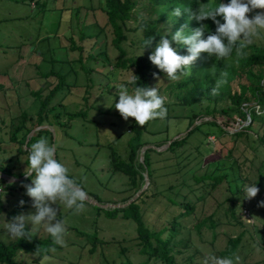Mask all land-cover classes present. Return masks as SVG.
Segmentation results:
<instances>
[{"label": "rangeland", "instance_id": "obj_1", "mask_svg": "<svg viewBox=\"0 0 264 264\" xmlns=\"http://www.w3.org/2000/svg\"><path fill=\"white\" fill-rule=\"evenodd\" d=\"M102 7V0H0V165L7 166L13 173L25 172L26 158L18 154L17 144L10 141V136L18 126L22 112L33 117L32 122L35 120L39 104L30 93L41 90L42 96L48 94L56 79L52 76L43 78L42 75L53 70L63 75L69 85V88L65 86L57 92L49 104V107H57L55 113H60V122L65 124L61 129L50 128L54 134L53 142L57 145L56 158L69 169V175L76 177L89 199L100 205H119L131 194V188L125 175L111 171V156L125 161L128 143L136 140L137 133L140 134V141L146 142L144 146L157 148L155 145L163 139L172 140L192 125L185 129V117L189 115L187 107L167 102L169 89L165 75H158L149 84L164 97L167 116L163 120L156 118L142 126L137 125L131 117L122 119L112 107L118 98L116 85L126 83L132 69L115 67L118 51L112 45V30L105 21ZM256 12H264V9H253L247 15ZM130 27L133 28V25ZM134 40L133 34H129L126 46L131 47ZM248 44L264 46V33ZM137 54L129 51L130 56ZM150 65V71L155 72V66ZM77 112L81 114L67 122L63 113ZM217 120L230 133L249 124V119L239 123L236 117L230 121L224 118ZM217 130L202 126L200 132H194L187 139L182 149L177 151L181 154L175 160L177 167L181 168L178 172L170 168L173 159V162L163 160L167 152L158 153L152 149L156 153L151 152L149 157L155 163L150 162L148 171L157 170L156 186L150 187L151 194L136 204L141 207L143 220L156 229L162 220L176 215L180 211L179 205L186 202L194 204L193 214L179 219L186 230L192 229L200 218L216 213L214 217L220 224L214 230L217 234L214 241L212 231L207 227H202L199 235L192 229L186 236L199 251L194 258L195 264H202L210 252L217 255L223 249L227 235L234 237L246 228L248 231L242 235L236 253L240 257L239 264H264V236L260 237L254 229L263 220L260 207L256 205L259 191L251 199H246L243 193L235 196L238 205H242L236 212V219L242 227L236 226L232 218L223 213L229 206V203L224 204L229 197L228 188L231 193L235 191L236 183L234 179L230 181L231 177L248 179L245 183L255 181L264 152L250 136L234 138ZM206 131L211 132L206 136L207 142L202 135ZM25 147L24 142L23 149ZM196 148L204 154L203 157L198 156ZM145 174L147 176L146 169L143 181ZM203 174L224 175L229 183L226 179L213 189L207 186L209 181L204 182L205 188L192 182L191 175ZM183 180L188 186L180 185ZM260 182L264 184V176ZM7 186L11 185L7 183ZM204 191L209 192L205 200H197ZM20 197L19 192L12 189L4 191L0 201L4 209L0 213V242L5 245L16 240L6 235L4 223L10 220L7 211L18 204ZM171 201H175L176 205H171ZM221 204L224 206L220 209ZM52 206L57 208V219L64 222L67 234L63 244L56 245L55 251L50 252L51 260H42L41 264H109L121 261L124 255L134 257L137 248L135 242L129 240L135 237V227L131 221L120 218L122 213L116 219H108L105 213L98 212L94 205L87 202L79 213L65 209L59 201ZM34 211L28 208L22 214ZM25 231H31L32 235L26 241L49 236L40 225L26 224ZM94 237L98 240L95 248L85 244L84 241L90 242ZM102 241L106 244L100 246ZM120 247L127 249L124 255ZM182 262L178 260V263ZM148 264L161 263L152 260Z\"/></svg>", "mask_w": 264, "mask_h": 264}, {"label": "trees", "instance_id": "obj_2", "mask_svg": "<svg viewBox=\"0 0 264 264\" xmlns=\"http://www.w3.org/2000/svg\"><path fill=\"white\" fill-rule=\"evenodd\" d=\"M222 1L227 0H220V2ZM102 2L103 7L101 11L113 34L112 45L118 51L115 67L123 70L132 69V74L137 77V86L149 87L150 81L153 79L152 73L154 72L150 71L151 65L147 57L152 50V46L158 41L159 36L165 31L170 35L181 25H185L187 30L197 27L198 22L190 18V14L206 5L215 3L216 0H102ZM177 6L188 11L182 10L179 17H171L169 14L172 8ZM199 23L206 25L209 30L214 31V25L211 20L205 19ZM131 25H133V28L130 27ZM129 34H133V38L135 39L130 44L133 47L132 49L126 46ZM149 36L153 38L151 45L145 47L141 55H139L142 42ZM177 47H180V45H177ZM77 48L81 50V47ZM129 51L139 54L130 56ZM178 51L182 55L186 54L182 47L178 48ZM155 72L157 76L164 75L159 70H155ZM51 76L56 79V82L52 85L48 94L42 96L41 90L30 93L39 104L35 120H33L34 123L32 122L33 117H29L25 112H22L19 117L18 126L10 136V141L17 144L18 154L26 158L25 164L27 163V148H30L33 142L40 137H45L49 143H52L54 136L50 128L57 127L61 129L65 126V124L60 122L62 118L60 117V113H55L57 107H49V104L57 92L65 86L69 88V85L65 83L63 75L53 70L42 75L43 78ZM167 80V88L169 89L166 93L169 98L167 102L173 106H182L189 109V115L185 117L187 120L185 129H188L194 122L201 120L200 123L194 125L184 136L172 141L164 150L170 156L167 157L166 155L163 160H171V162H173L172 159L174 160V163L170 165V168L174 169V172L181 170L175 162L181 156L177 151L182 149L187 139L194 132H200L202 126L208 127V129L217 128L219 130L217 132L220 134H230L234 138L250 136L254 142L262 147L264 152V46L246 44L240 49V54H237L234 48L233 53L229 57L219 59L214 56L207 57L204 53H201L189 66V72L186 76L181 75L177 80H170L168 78ZM63 114L67 117V122H69L71 118H75L81 113ZM50 117H52V120H50ZM233 117H236L239 123L246 122L249 119V124L242 126L238 131L230 133L224 124L219 123L217 120L218 118H224L226 121H230ZM41 126H45V128L34 131L32 136L29 137L25 149H23L27 135L34 128ZM256 127L261 129L257 130ZM209 133L211 132H202L205 141ZM139 135L137 133L136 140L128 143L129 150L126 160L120 161L117 156L112 155L109 167L112 172L121 173L128 178L131 194L124 198L121 204L128 201L141 189L144 183L143 173L145 169L148 178L147 188L134 202L125 208L105 210L94 206L98 212L105 213L108 219H116L122 213L123 215L120 218L131 221L135 227V237L129 240V242H135L137 248L134 257L124 255L127 249L120 247V252L124 255V258L119 262H111L109 264H148L152 260L161 264H195L194 258L198 255L199 251L195 249L191 240L187 239L186 236L190 235V230L192 229L199 235L200 229L207 227L212 231L211 237L212 241H214L217 237L214 230L220 222L217 217H214L216 213L212 212L207 217L200 218L193 225L192 229L186 230L179 222V219L193 214L194 204L191 202L180 204V211L172 216L171 219L162 220L158 229L152 228V226L148 225L147 221L143 220L141 207L136 202L139 201L141 203L144 198L151 194L150 187L156 186L155 172L157 170L148 171L149 164L155 163L150 161L149 157L151 152L156 153L154 150H145L142 155V161H139V151L146 145V142L140 141ZM169 141V139H163L155 147L159 148ZM196 150L198 149L196 148ZM197 153L199 157L204 156L199 150ZM219 161L225 160L219 159ZM215 162L218 161H211L210 163ZM189 170L191 172V168ZM237 172L239 174V168ZM0 174L9 178L19 179L9 183L11 186H7L8 182L0 179V187L4 191H12L13 189L19 192L21 196L20 200L24 201L22 206L17 204L10 211H7V218L11 219L17 214H22L26 209L32 208L31 200L25 195L24 190V185H29L31 182V174L26 176L25 172L13 173L7 166L2 165H0ZM262 176H264V158L257 169V179L253 181L256 182V186L259 189L257 202L264 200V184L262 185L260 182ZM240 178L242 177L239 176L238 179L236 176L230 179V181L234 179L236 183L235 191L231 193L228 188L229 197L225 199L224 204L229 203V206L227 207L228 210L224 209L223 213L230 216L236 226L242 227L240 221L236 219L237 208H241L242 205H238L235 196L243 193L240 188L248 179L243 178L244 181L240 180ZM226 179L227 177L224 175H191L192 182L194 184H201L203 188L206 187L204 186V182L206 181H209L207 186L214 189ZM180 185L188 186L185 180ZM172 188L169 187V189ZM208 193L204 191L197 197V200L203 202ZM169 203L176 205L175 201ZM223 206L221 204L220 209ZM2 212H4V209L0 202V213ZM260 212L263 215V220L254 229L255 233L262 237L264 236V207H260ZM247 231L248 229L246 228L234 237L227 235L225 245L222 250L218 251L217 255L224 257L236 254L241 237ZM84 242L95 248L94 245L98 240L94 237L90 242L89 240ZM105 244L106 242L102 241L99 245ZM50 248H57L50 236L45 239L34 237L31 241H26V238H20L8 245L0 242V264H41L43 256L50 255V251H48ZM178 260L183 262L178 263Z\"/></svg>", "mask_w": 264, "mask_h": 264}, {"label": "clouds", "instance_id": "obj_3", "mask_svg": "<svg viewBox=\"0 0 264 264\" xmlns=\"http://www.w3.org/2000/svg\"><path fill=\"white\" fill-rule=\"evenodd\" d=\"M253 9H264V0H227L226 3L216 0L190 14V18L198 22L197 27L187 30L185 25H181L170 35L167 31L161 34L147 59L165 77L177 80L181 75L188 74L189 66L201 53L217 59L227 58L235 48L237 54H240L244 45L264 33V12L247 15ZM182 10L188 11L177 6L172 8L169 15L179 17ZM205 19L211 20L214 31L199 23ZM152 39L149 36L142 42L139 55L145 47L151 45ZM181 47L186 54L179 53L178 48ZM152 76L156 79L157 73H152ZM116 88L119 89L116 94L118 98L112 107L122 119L131 117L137 125L142 126L147 121L156 118L163 120L167 116L164 97L158 89L137 86L135 75L131 74L126 83H120ZM56 147L55 142L49 143L47 138L40 137L27 148L25 175L31 174V182L24 185V190L35 211L28 215L17 214L4 223L6 235L10 239L30 238L31 231H25V225H40L55 245H62L67 229L64 222L57 219V208L52 205L59 201L73 213L83 209L88 198L87 192L56 158ZM240 189L246 199L255 197L259 191L256 182L244 183ZM3 196L4 191L0 188V201ZM23 204V200L18 201V205ZM257 206L264 207V200L258 201ZM48 251L54 252L55 248ZM43 260L50 261L51 257L44 255ZM239 261L240 257L236 254L221 257L210 252L202 264H239Z\"/></svg>", "mask_w": 264, "mask_h": 264}, {"label": "water", "instance_id": "obj_4", "mask_svg": "<svg viewBox=\"0 0 264 264\" xmlns=\"http://www.w3.org/2000/svg\"><path fill=\"white\" fill-rule=\"evenodd\" d=\"M207 119H208V120H211L210 118H207ZM200 122H201V120H198V121L194 122V124H192V126L188 129V131H186L184 134H182V135H180V136H178V137H175L174 139L170 140L169 142H167L165 145H163V146L160 147V148H154V147H152V146H144V147L140 150V154H139L140 161H142V155H143V153H144L145 150H147V149H154L155 151H159V152H160V151H164V150L169 146V144H170L172 141H174L175 139H177V138H179V137L184 136L187 132H189V131L194 127V125H196V124H198V123H200ZM40 128H45V126L38 127L37 129H40ZM34 131H36V130H35V129L32 130V131L27 135L26 140H25V145L27 144V141H28L29 137L32 136V134L34 133ZM51 132H52V131H51ZM52 135L54 136L53 132H52ZM0 179H3V180H5V181H7L8 183H10V181L13 182V181H17V180H19V179L9 178V177H7V176H5V175H1V174H0ZM147 186H148V179H147V176H146V174H145V176H144V183H143L141 189H140L139 191H137V192L135 193V195H134L131 199H129L128 201H126L125 203H122V204H119V205H100V204H98L96 201H94V200H92V199H89V198H87L86 202H87V203H90L91 205H94V206H96V207H98V208H101V209H107V208H111V209H121V208H125L126 206H128L129 204H131L132 202H134V201H135V200L141 195V193L147 188Z\"/></svg>", "mask_w": 264, "mask_h": 264}]
</instances>
